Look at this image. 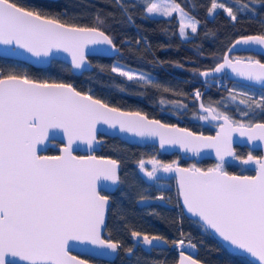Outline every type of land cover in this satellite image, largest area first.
I'll list each match as a JSON object with an SVG mask.
<instances>
[{
    "label": "snow or ice",
    "instance_id": "obj_1",
    "mask_svg": "<svg viewBox=\"0 0 264 264\" xmlns=\"http://www.w3.org/2000/svg\"><path fill=\"white\" fill-rule=\"evenodd\" d=\"M112 5L131 24L134 19L130 9L135 7L142 8V19L159 17L170 22L176 16L181 40L192 39L201 24L178 0H135L133 3L112 0ZM261 9H264V0H235L234 4L210 0L207 15L214 18L222 10L234 27L240 14L249 12L252 14L249 20L261 17L258 24L264 29ZM66 11L53 15L21 0H0V45L24 49L35 57H48L54 49L62 50L71 56L74 69H81L87 63V45L103 46L100 50L104 52L120 51L113 36L107 34L111 26L101 10L93 14L91 24L63 21L60 17ZM186 29H190V34ZM210 34L214 35L205 33ZM142 39L146 40L138 38L135 43L140 45ZM237 45L258 47L264 52V30L240 36L229 50ZM150 49V43H146L145 53ZM220 59L222 62L214 67L194 70V74L208 78L231 69L236 76L259 85V93L236 91L234 85L225 89L226 98L205 101L204 93L196 89L191 93L193 108L189 109L182 99H165L169 94L185 99L189 96L169 82L158 77L152 81L151 74L119 63L110 68V73L127 81L145 82L161 95L160 104L171 103L181 110H191L198 121L215 122L219 130L214 136L197 135L188 128L150 119L140 111L123 112L119 107L78 91L71 83L37 81L26 75L0 71V264H8L9 257L15 258L11 264H89L88 259L71 255L70 247L99 249L100 256L117 253L122 247L120 241L105 238L111 196L102 193L107 185L101 184V181L111 185L123 183L119 175L120 161L74 155L73 145L82 143L93 149L99 143L97 126L101 124L110 128L118 124L121 132L158 138L161 149L178 146L197 155L203 149H214L218 162L206 169L195 164L181 167L179 161L165 163L155 158L147 161L153 165L150 171L145 169L144 160L138 166L149 179H155L158 171L175 173L184 209L223 241L254 257L256 264H264V157L254 156L251 151L246 158L239 157L232 147L233 133L246 137L250 144H264V63L253 57L235 61L228 56ZM172 63L181 69L184 67L179 62ZM99 67L104 71V66ZM237 100L243 108L237 106L232 110L226 103ZM54 129L63 132L67 145L60 155L40 154L38 146ZM229 157L243 165L254 164L255 174L229 173L225 169ZM148 199L141 195L139 202ZM155 199L163 201L165 197L160 195ZM117 218L125 219L120 212ZM108 234L111 237V231ZM131 236L152 249L156 244H169L161 235L132 230ZM170 243L179 248L178 264H202L186 250L188 247L196 250L190 239ZM126 252L132 255L134 249L128 247Z\"/></svg>",
    "mask_w": 264,
    "mask_h": 264
},
{
    "label": "trees",
    "instance_id": "obj_2",
    "mask_svg": "<svg viewBox=\"0 0 264 264\" xmlns=\"http://www.w3.org/2000/svg\"><path fill=\"white\" fill-rule=\"evenodd\" d=\"M35 5L53 15L67 10L60 18L65 22L91 24L94 13L101 10L102 16L108 17L107 24L110 30L107 34L113 36L114 42L120 51L114 56H89L93 64L91 70L83 71L80 74H73L69 64L59 59H52L45 67H36L23 60L0 56V71L5 74H18L28 76L30 79L48 82L71 83L77 90L87 92L93 97L101 99L112 106L138 110L149 117L159 118L164 122L178 123L179 125L191 128L194 131L212 133L214 128L211 124L198 121L193 118L191 110L185 111L174 107L171 103L160 104L161 95L153 88L148 87L145 82L133 83L126 78L110 73L114 61L122 62L132 68L146 71L152 75L150 78L155 81L169 82L173 87L188 93V98L175 97L170 94L165 96L166 100L182 99L193 108L191 93L196 89L203 91L205 101H219L227 97L225 89H231L235 85L236 91H253L259 93L260 87L247 85L225 77H217L212 84H207L209 79L201 80V77L194 74V70H205L214 67L221 60L225 50L231 42L242 35L257 34L262 31L258 24L260 16L249 20L252 14L243 12L238 23L229 21L222 10L214 18L207 15V8L210 0H178L179 3L192 16L200 20L201 24L198 33L190 40H181L178 34L177 17L173 16L170 22L160 19H142V8H131L134 24L122 16L120 10L113 7L112 0H21ZM133 3L135 0H126ZM226 4H234L235 0H224ZM243 2V0H241ZM239 7V5H236ZM264 12V9H261ZM114 13V17L108 16ZM210 32L214 35L206 36ZM142 39L141 44L135 41ZM129 40L127 44L123 41ZM150 43L151 49L145 53L144 47ZM245 51L241 52L244 53ZM251 54L253 58L264 60L263 54ZM154 54V55H153ZM248 58V57H245ZM166 61L159 64L155 61ZM172 62H179L184 67L181 69ZM99 66H104V71ZM207 87V88H206ZM123 88L124 91L119 89ZM228 106L235 110L236 102H227ZM239 118V117H238ZM251 151L258 154L247 146H236V155L244 157ZM46 154L58 153V148L48 147ZM99 155L109 156L120 161L119 175L123 183L109 195L111 206L108 211V230L105 231V238L120 241L122 247L118 250L115 258L105 264H174L177 260L175 247L146 249L139 246L134 247L135 241L131 231L136 230L149 235H161L171 245L172 240L186 239L195 244V257L209 264H254L246 257L228 251L219 240L196 218L186 216L178 200L177 188L172 178L167 179L159 174L156 179L163 181L164 185L156 184L155 181H148L142 175L138 162L156 158L165 163L179 161L183 165L195 164L200 168L213 166L215 162L209 158L199 162L187 160L177 152L171 154L161 153L153 144L144 146L128 143L116 136H105L104 143L96 152ZM148 170V166L145 167ZM225 169L231 173L251 174L253 171L236 161L226 163ZM159 172V171H158ZM143 196H151L154 201L145 206L136 203V199ZM163 195L165 200H157L155 197ZM117 212L125 217L124 220L117 218ZM125 225H127L125 227ZM109 231L112 235L109 237ZM183 232L184 236H181ZM132 247L134 253L127 254L126 249ZM89 260V257L83 255Z\"/></svg>",
    "mask_w": 264,
    "mask_h": 264
},
{
    "label": "water",
    "instance_id": "obj_3",
    "mask_svg": "<svg viewBox=\"0 0 264 264\" xmlns=\"http://www.w3.org/2000/svg\"><path fill=\"white\" fill-rule=\"evenodd\" d=\"M238 38H236V39H238ZM235 40L229 44V46L225 50L223 56H228L229 58H231V59H233L235 61L236 59L245 60L246 58L245 57H239V56L232 57L231 53H233V52L252 51L254 53H258V54H263L264 55V52H262L260 50V48H258V47H250V46H245V45H237L234 49H232L230 51L229 49L231 48V46L235 42ZM101 47H103V46L87 45L85 47V56H86L87 63L81 69H74L72 67V64H71V56L69 55V53L64 52L62 50H55L54 49L53 52L48 57H35V56H32L31 53L26 52L24 49L17 48L15 46L0 45V56L11 57V58L23 60V61H25V62L33 65V66H36V67H45L51 62L52 59H59V60H62L64 62H66L67 64H69L70 70H71V72L73 74H80L83 71H87V70H91L92 69L93 64L90 61L89 56H92V55L114 56L115 54L118 53V52H113V51H108V52L101 51L100 50ZM254 59H259V58H254ZM259 60L262 63H264V60H261V59H259ZM218 62H222V61L219 60ZM224 73H226L225 74V78H227L229 80H234V81L241 82V83H244V84H247V85L260 87L259 85L255 84L254 82H250V81L245 80L242 77L236 76L234 73L231 72V69H225V72L216 73V74H214V76L222 75ZM210 77H212V76H210ZM205 79H207V78L201 77L202 81L205 80ZM57 83H61V82H57ZM62 83H66V82H62ZM83 93H87V92H83ZM96 99H98V98H96ZM110 106H112V105H110ZM120 109L123 112L138 111V110H127V109H123V108H120ZM143 114H145V113H143ZM149 118L150 119H159V118H154V117H149ZM159 120H161V119H159ZM162 122L163 123H168V122H164V121H162ZM213 123H215V122H213ZM169 124H176L179 127L188 128L190 131L195 132L197 135H201L202 134L204 136H214L216 134V132L219 130L216 127V129L212 133H204V132L194 131V130H192L189 127L179 125L178 123H169ZM97 127H98L97 140L99 141V143L96 144L93 149H89L87 147V145L82 144V143H80L78 146L77 145H73V147L75 149L74 155H80V156L95 155L97 157L112 158V157H109V156L99 155L96 152L100 150L101 144L104 143L105 136H116V137H118L119 139H121L123 141H126L128 143H132V144H138V145H141V146H144L146 144H153V145H155L157 147L158 151L161 152V153L171 154L173 152H177V153H179L181 156H183L187 160H195L196 162H199L202 159L209 158L211 160H214V161L218 162L217 158H216L215 150L211 149V148L203 149L200 152L199 155L191 153V152H185V151L181 150L178 146H175V147L166 146L165 148L161 149L159 147L158 138H142V137L136 136L135 134L130 133V132H121L120 129H119V125L118 124L116 125L115 128H110L108 125H104V124L98 125ZM55 141H61L62 144L57 146L58 153L53 154V155H60L61 154V149L67 145V139H66V137L64 136V134H63V132L61 130H56V129L50 130L48 139L43 144L38 146V151L40 152V154L49 155V154L45 153V150L48 147H56ZM238 145L247 146L248 148L253 149V150H259L260 154L259 155H255V156L264 157V144H262L261 142H253V143L250 144L247 141L246 137H241L239 135V133H233L232 147H233L235 153H236V148L235 147L238 146ZM246 157L247 156H245L244 158H246ZM230 159H232V158L231 157L227 158V161L230 160ZM179 165L181 167H189V166L183 165V164H179ZM243 166L251 169L253 171V173H251V174L232 173V174H236V175H254L255 174V171H254L255 165L254 164L253 165H243ZM203 169H206V168H203ZM119 171H120V168H119ZM229 173H231V172H229ZM160 175L162 177H164V178H169V177H172V176L174 177V183L176 185L177 192H178V200H179V203H180V206L182 208L183 213L186 216H189V217H192V218H196L199 221L198 217L192 216V214L188 213L187 210L184 209V207H183V200H182V197H180V195H179V186H178L176 174L175 173H164V172L160 171ZM101 184L107 185V187L102 189V193L103 194H107V195H108V193L113 192L118 186V184L117 185H111L110 182H106V181H101ZM147 197H149V199L146 200L143 203L139 202L140 197H138L136 199V203L138 205H140V206H145V205L151 204L154 201V198L151 197V196H147ZM110 204H111V200H110ZM199 222L203 225V223L201 221H199ZM208 230L217 240L220 241V243L228 251H230V252H232L234 254H238V255L244 256L248 260H250L252 263L256 264L255 258L252 257L250 254L244 252L241 249L235 248L234 246L230 245L226 241H223L222 238H220L213 230H211V229H208ZM133 239H134V241L136 243L141 244L137 239H135V238H133ZM142 246L143 247H148V246H144V245H142ZM155 247H158V248H169V247H173V246L170 245V244H167V245H165V244H156ZM100 251L101 250H99V249H93L91 251L85 250L80 245H73V246L70 247V254L74 255V256H78V257H80L82 259H85V258L82 257L81 255L86 254V255H89V256H92V257H95V258H99V259H103V260H105L107 262H110V261H112L115 258L116 254H117V253H110L109 252L108 255L100 256V255H98V253ZM103 251L107 252L108 250H103ZM176 251H177V260H176V262L174 264H178V261H179V248H176ZM187 252L191 253L194 256V258H196L195 257L196 251L195 252H190L189 250H187ZM14 259L15 258H11V257L7 258L8 264H11V262ZM201 262H202V264H209V263H205L203 261H201ZM89 264H97V263L92 262V261L89 260Z\"/></svg>",
    "mask_w": 264,
    "mask_h": 264
},
{
    "label": "flooded vegetation",
    "instance_id": "obj_4",
    "mask_svg": "<svg viewBox=\"0 0 264 264\" xmlns=\"http://www.w3.org/2000/svg\"><path fill=\"white\" fill-rule=\"evenodd\" d=\"M245 52H251V53H253V54H258V53H254V52H252V51H245ZM233 53H236V52H233ZM233 53H231V56L233 55ZM259 55V54H258ZM232 57H236V56H232ZM240 57V56H239ZM220 78H222V77H225V73L224 74H222V75H218ZM218 76H212V77H209L208 79H209V81H207L206 83L209 85V84H212V82H214V81H216L217 80V77ZM207 88V87H206ZM208 123V122H207ZM209 124H211L212 126H213V128H214V130L216 129V127L214 126V123H209ZM62 144V142L61 141H55V145L56 146H59V145H61ZM236 148V147H235ZM46 151V150H45ZM259 151V150H258ZM260 154V151H259V153L258 154H255V155H259ZM254 155V154H253ZM254 155V156H255ZM247 156V155H246ZM245 157V156H244ZM214 161V160H213ZM230 161H236V162H239L238 160H235V159H230V160H228V162H230ZM215 162V164L217 163L216 161H214ZM227 162V163H228ZM171 163V162H170ZM179 164H181V163H179ZM187 166H191V165H187ZM209 167H211V166H209ZM206 168H208V167H206ZM149 170V169H148ZM150 171V170H149ZM159 173H160V171H159ZM170 178H172L173 179V181H174V177L172 176V177H169V178H167V179H170ZM119 185V184H118ZM174 185H175V183H174ZM118 187V186H117ZM175 187H176V185H175ZM112 193V192H111ZM110 193H108V195H109ZM107 216H108V214H107ZM136 246H139L140 248H146V249H150L149 247H143L141 244H139V243H136L135 242V245H134V247H136ZM158 248V247H157ZM118 253V252H117ZM83 255H86V254H83ZM83 255H81L82 257H83ZM117 255V254H116ZM86 256H88L89 257V260L90 261H92V262H95V263H97V264H105V263H107V261H105V260H103V259H99V258H95V257H92V256H89V255H86ZM85 258V257H84ZM85 259H87V258H85Z\"/></svg>",
    "mask_w": 264,
    "mask_h": 264
},
{
    "label": "rangeland",
    "instance_id": "obj_5",
    "mask_svg": "<svg viewBox=\"0 0 264 264\" xmlns=\"http://www.w3.org/2000/svg\"><path fill=\"white\" fill-rule=\"evenodd\" d=\"M186 32H188L189 34H190V29H186ZM241 52H243V51H240V52H236V53H233V55L232 56H240V57H252V56H250L251 54H249V53H247V52H244V53H241ZM116 63H119V64H121V65H126V64H124V63H122V62H119V61H114V64H116ZM113 64V65H114ZM128 66V65H127ZM130 67V66H129ZM130 68H132V67H130ZM133 70H136V71H143V70H139V69H135V68H132ZM145 74H150V73H148V72H146V71H143ZM152 77V75H150V78ZM249 92H253V91H249ZM193 116V115H192ZM204 122V121H203ZM154 158V157H153ZM150 159H152V158H150ZM150 159H147V160H144L146 163H145V167L146 166H148V168H149V170H151L152 169V167H153V165L152 164H150V163H147V161H149ZM156 159V158H155ZM148 170V171H149ZM157 174H159V172H157ZM156 174V175H157ZM142 175L146 178V180H148V181H155V183L156 184H159V185H164L163 183V181H160V180H157L156 178L155 179H149L143 172H142Z\"/></svg>",
    "mask_w": 264,
    "mask_h": 264
},
{
    "label": "bare ground",
    "instance_id": "obj_6",
    "mask_svg": "<svg viewBox=\"0 0 264 264\" xmlns=\"http://www.w3.org/2000/svg\"><path fill=\"white\" fill-rule=\"evenodd\" d=\"M187 250H189L190 252H195L192 248L188 247Z\"/></svg>",
    "mask_w": 264,
    "mask_h": 264
}]
</instances>
